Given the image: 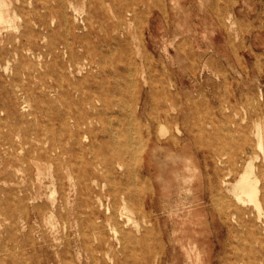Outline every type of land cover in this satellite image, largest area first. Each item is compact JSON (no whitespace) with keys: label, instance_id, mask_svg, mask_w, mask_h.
I'll return each instance as SVG.
<instances>
[{"label":"rangeland","instance_id":"374dc122","mask_svg":"<svg viewBox=\"0 0 264 264\" xmlns=\"http://www.w3.org/2000/svg\"><path fill=\"white\" fill-rule=\"evenodd\" d=\"M4 1L11 22L0 24V264H264V189L263 218L253 203L235 204L230 191L250 161L264 188V0H127L123 13L125 0H106L96 4L93 29L86 0L75 16L70 31L96 47L101 82H127L133 67L142 83L148 80L145 89L156 83L163 90L157 99L168 118L153 123L152 135L169 158L162 157L163 176L153 178L155 193L144 194L154 200L145 209L150 222L134 215L149 237L131 251L112 239L119 223L74 218L77 194L63 157L52 195L48 140L52 124L62 130L54 108L65 109L52 77L56 65L68 67L58 3ZM86 68L67 80L85 77L96 86ZM140 89L125 87V94ZM146 112L162 114L149 102ZM175 168L183 179L176 180ZM100 235L114 247L93 254Z\"/></svg>","mask_w":264,"mask_h":264},{"label":"bare ground","instance_id":"6f19581e","mask_svg":"<svg viewBox=\"0 0 264 264\" xmlns=\"http://www.w3.org/2000/svg\"><path fill=\"white\" fill-rule=\"evenodd\" d=\"M55 1L58 3L56 13L68 32L62 42L64 53L68 55V67L62 69L56 65L57 73L52 77L55 86L62 92L65 104L64 111L54 108V119L60 122L64 136L61 137V131L52 124L51 137L48 140L50 143L48 156L53 167L52 173L49 174L52 176V195L57 192L58 167L63 157L66 159L65 168L72 180L70 189L73 188L77 194V204L74 209L73 206L71 208L75 211L74 218L78 223H88V225L119 223L113 228L112 239L119 241L125 251H131L149 237L148 231L142 233V226L137 224L140 222L135 220L134 215L141 219V223L150 222L145 209L149 205L153 206L154 200L153 198L150 200L144 194L147 191L155 193L156 184L153 178L155 175L163 176V169L167 164L162 157L169 158V155L154 142L152 135L153 123L168 118L166 110L161 107L157 99V95L163 90L157 87L156 83L145 89L143 85L148 84V80L142 83L137 76V69L134 70L133 67L128 70L127 82L123 83L119 79H114L108 84L101 82L104 66L103 61L96 59V47L92 46L86 37H79L70 31L76 26L75 16L85 12L86 0ZM104 2L106 0L91 1L89 16L85 19L89 29L94 28L93 20L99 15L96 4ZM128 5L129 1L125 0L120 3L118 9L123 13L128 9ZM70 10L73 11V19L70 17ZM10 22L7 3L0 0V24ZM79 39L86 42L78 46ZM50 48L51 53H54L53 50L57 49V45L51 43ZM85 61L89 63L85 64ZM89 65L92 76L99 81L96 86L85 82V77L74 82L67 80L69 75L80 74ZM142 71L145 73L144 70ZM142 77L145 78L143 74ZM125 87L141 89L137 94L126 95ZM142 99L145 102H141ZM148 102L159 106L162 114L153 117L151 113H147ZM36 135L37 139L41 136L39 132ZM259 138L260 146H263L262 136L259 135ZM39 140L43 141L42 138ZM173 144H176V141ZM39 170L41 171L40 168ZM173 173L176 180L183 179L179 169L175 168ZM260 183L261 179L255 172V164L250 161L230 191L235 197V204L251 202L258 210V217L263 218L260 196L264 188L260 187ZM109 184V188L105 190ZM105 198L107 204L104 202ZM64 200L66 207L71 206L70 196L65 195ZM52 202L54 207V199ZM102 207L106 208L104 217L100 212ZM237 210L240 215L246 213V210L239 206ZM54 217L53 209L52 219ZM83 238L84 243L87 244L90 238L86 229L83 230ZM112 239L100 235L99 245L92 249V253L112 249L114 247Z\"/></svg>","mask_w":264,"mask_h":264}]
</instances>
